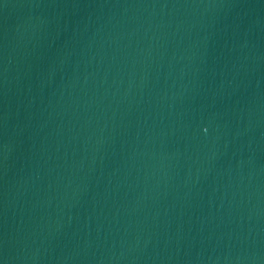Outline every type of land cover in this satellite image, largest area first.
<instances>
[{
	"label": "water",
	"instance_id": "1",
	"mask_svg": "<svg viewBox=\"0 0 264 264\" xmlns=\"http://www.w3.org/2000/svg\"><path fill=\"white\" fill-rule=\"evenodd\" d=\"M0 264H264V0H0Z\"/></svg>",
	"mask_w": 264,
	"mask_h": 264
}]
</instances>
